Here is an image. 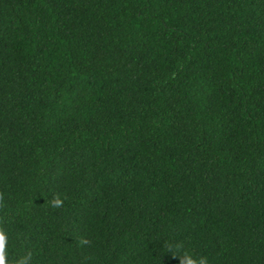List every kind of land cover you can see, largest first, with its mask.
Masks as SVG:
<instances>
[{"label":"trees","instance_id":"trees-1","mask_svg":"<svg viewBox=\"0 0 264 264\" xmlns=\"http://www.w3.org/2000/svg\"><path fill=\"white\" fill-rule=\"evenodd\" d=\"M2 264H264V0H0Z\"/></svg>","mask_w":264,"mask_h":264},{"label":"snow or ice","instance_id":"snow-or-ice-1","mask_svg":"<svg viewBox=\"0 0 264 264\" xmlns=\"http://www.w3.org/2000/svg\"><path fill=\"white\" fill-rule=\"evenodd\" d=\"M0 239H2V238H0ZM0 264H2V261H0Z\"/></svg>","mask_w":264,"mask_h":264}]
</instances>
